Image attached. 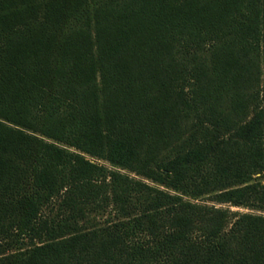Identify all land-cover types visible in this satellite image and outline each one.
Instances as JSON below:
<instances>
[{"label":"trees","instance_id":"16d2710c","mask_svg":"<svg viewBox=\"0 0 264 264\" xmlns=\"http://www.w3.org/2000/svg\"><path fill=\"white\" fill-rule=\"evenodd\" d=\"M0 264H264V0H0Z\"/></svg>","mask_w":264,"mask_h":264},{"label":"rangeland","instance_id":"374dc122","mask_svg":"<svg viewBox=\"0 0 264 264\" xmlns=\"http://www.w3.org/2000/svg\"><path fill=\"white\" fill-rule=\"evenodd\" d=\"M95 160H97L98 162L100 163H104L105 165H110L106 160L104 159H97V158H94ZM262 178V177H261ZM202 201H207V202H210L209 199H207V197H203ZM223 205H226V204H223ZM230 208L231 209H234V210H241V211H244V210H248L247 208L245 207H242V206H233V205H230Z\"/></svg>","mask_w":264,"mask_h":264}]
</instances>
